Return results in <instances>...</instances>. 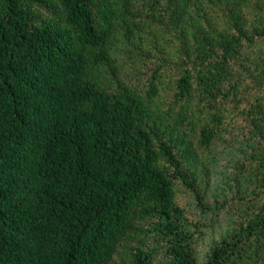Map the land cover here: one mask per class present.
Segmentation results:
<instances>
[{"label": "trees", "instance_id": "trees-1", "mask_svg": "<svg viewBox=\"0 0 264 264\" xmlns=\"http://www.w3.org/2000/svg\"><path fill=\"white\" fill-rule=\"evenodd\" d=\"M229 146L230 222L200 259ZM157 246L264 264V0H0V264H153Z\"/></svg>", "mask_w": 264, "mask_h": 264}, {"label": "rangeland", "instance_id": "rangeland-1", "mask_svg": "<svg viewBox=\"0 0 264 264\" xmlns=\"http://www.w3.org/2000/svg\"><path fill=\"white\" fill-rule=\"evenodd\" d=\"M124 67L126 68V66ZM136 82L137 81L131 80L132 84ZM217 150L223 151L224 149L219 146ZM226 150L227 151L223 155L216 157V163L214 162V164L209 166V168H211L209 174V186L204 200L206 207H209V211H207V220L209 221L210 226L206 231L205 236L197 244L200 259H203L209 245L221 235L224 229H226L227 223L230 222V217L225 210H218L215 208L220 204L221 199H227L231 195V189L227 187L228 184L225 175L232 172V166L240 156V152L237 149H232V147L229 146L226 147ZM180 199L185 203V206L191 215L198 218L200 213L194 204L193 198L186 191H183L180 195ZM215 200L216 204L214 203ZM156 250L157 251L153 253V264H168L167 258L164 253L160 251L158 246L156 247Z\"/></svg>", "mask_w": 264, "mask_h": 264}]
</instances>
